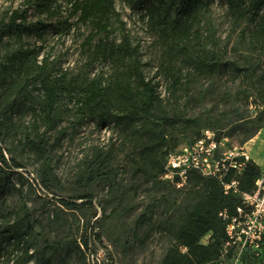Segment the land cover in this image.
<instances>
[{
	"label": "trees",
	"instance_id": "trees-1",
	"mask_svg": "<svg viewBox=\"0 0 264 264\" xmlns=\"http://www.w3.org/2000/svg\"><path fill=\"white\" fill-rule=\"evenodd\" d=\"M120 1L137 10L154 35L161 54L158 73L167 83L164 97L158 92L154 79L146 77L140 48L133 44L115 0H20L19 6L0 16V181L7 186L12 184L10 174L23 165L7 157L2 131L16 110L26 109L32 112L36 132L34 137H27L28 144L45 165L42 182L36 180V183L51 194V165L40 129L57 124L59 105L65 97L73 101L74 116L79 123L94 120L98 126H105L113 120L125 125L130 138L139 141L141 170L150 171L161 179L166 156L175 150L169 149L173 134L195 131L196 140L202 133L199 117L181 120L168 105L170 95L183 90L185 79L191 73L214 76L231 69L234 78L252 80L257 94L250 107L256 115L250 120L239 116L232 133L226 135L232 139L235 134H243L236 143L244 144L264 127V0H223L233 17L237 21L245 20L249 27L241 36L255 58L245 57L243 64L239 60L225 59L224 50L216 48L212 0ZM32 9L40 16L35 21L29 20ZM83 28L86 29L81 34L86 58L73 73L56 70L47 56L39 58L42 46L36 48L29 41L33 36L43 38L47 32L62 36L74 29L79 33ZM97 64L106 65V70H96ZM249 123L254 124L253 128L249 129ZM114 159L112 150L96 148L80 173V186L90 188L107 177ZM261 174L260 166L250 159L240 173L230 170L225 179L235 177L240 191L251 192ZM187 188L194 203L179 222L166 225L171 245L160 264H219L228 239L229 221L220 213L226 211L229 217L236 215L237 208L243 205L242 199L225 193L219 179L198 173H193L189 183L178 189ZM52 195L68 209H95L96 221L77 239L65 244L46 241L39 247L34 244L38 233L33 224L25 228L0 226V262L2 251L9 246L21 250L12 264H53L57 252L64 247L69 248L68 255L78 252L82 264H88L86 252L90 245L94 250L105 247L114 258L103 242L93 196ZM147 215L144 211L140 217L142 224ZM207 234L208 241L202 242ZM261 253V256L248 255L244 264H264V240Z\"/></svg>",
	"mask_w": 264,
	"mask_h": 264
},
{
	"label": "rangeland",
	"instance_id": "rangeland-1",
	"mask_svg": "<svg viewBox=\"0 0 264 264\" xmlns=\"http://www.w3.org/2000/svg\"><path fill=\"white\" fill-rule=\"evenodd\" d=\"M19 3L20 0H0V16L19 6ZM115 4L133 44L140 48L146 77L154 79L158 92L166 96L167 83L158 73L161 54L154 35L137 10L120 0H115ZM39 17L35 9L30 11V21ZM41 18L48 22L44 16ZM212 23L216 48L224 50L225 59L239 60L243 64L245 57L255 58V53L241 36L249 28L247 22L237 21L223 0H212ZM83 31L86 29L79 33L74 29L62 36L47 32L43 38L33 36L29 41L36 48L42 46L39 58L47 56L56 70L73 73L80 69L86 58L82 45ZM99 69L106 70V65L97 64L96 70ZM185 80L183 90L170 95L169 109L181 120L199 117L200 130L211 128L229 135L239 116L250 120L256 115L250 102L256 97L257 88L252 80L234 78L231 69L214 76L193 72ZM59 114L55 126L40 129L51 165V194L44 192L36 183V180L42 182L45 165L27 141L28 136L34 137L36 133L32 112L16 110L4 127L2 136L6 155L23 167L10 174L12 184L9 186L0 181V226L25 228L30 223L38 233L35 246H42L46 241L65 244L79 238L94 224L95 209H68L59 204L52 194L65 198L91 194L97 206L103 242L111 255L121 264H160L171 245L166 225L179 222L185 210L194 203L189 188L178 189L161 177L155 178L152 172L142 171L139 141L130 138L125 125L116 124L113 120L105 126H98L94 120L79 123L74 116V103L69 97L60 103ZM253 126L249 123L248 127L251 129ZM195 136V131L173 134L169 149L189 144ZM240 138L243 134H235L232 140L238 142ZM96 148L112 150L115 159L107 177L99 179L90 188H84L78 178ZM144 211L148 215L142 224L140 217ZM208 239L209 234L202 242ZM2 252L0 264L8 260L12 264L21 250L9 246ZM69 252L68 247L58 251L53 264H82L78 252L68 255Z\"/></svg>",
	"mask_w": 264,
	"mask_h": 264
},
{
	"label": "built area",
	"instance_id": "built-area-1",
	"mask_svg": "<svg viewBox=\"0 0 264 264\" xmlns=\"http://www.w3.org/2000/svg\"><path fill=\"white\" fill-rule=\"evenodd\" d=\"M250 154L246 143L234 142L228 135L211 128L202 130L201 136L189 144L170 151L166 156L162 178L177 188L185 187L193 173L220 180L225 193L239 196L242 204L237 214L229 217L226 211L220 215L228 218L227 242L219 264H244L248 255H262L264 240V173L255 181L251 192H242L239 181L226 180L230 170L240 173ZM88 264H121L105 247L94 250L91 245L86 252ZM114 257V256H113ZM247 260V259H246Z\"/></svg>",
	"mask_w": 264,
	"mask_h": 264
},
{
	"label": "crops",
	"instance_id": "crops-1",
	"mask_svg": "<svg viewBox=\"0 0 264 264\" xmlns=\"http://www.w3.org/2000/svg\"><path fill=\"white\" fill-rule=\"evenodd\" d=\"M246 147L250 154V159L255 161L264 173V127L260 128L246 142Z\"/></svg>",
	"mask_w": 264,
	"mask_h": 264
}]
</instances>
